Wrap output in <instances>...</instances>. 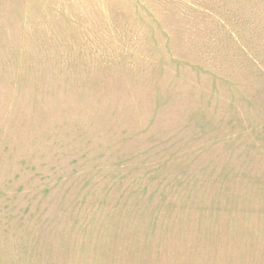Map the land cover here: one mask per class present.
Returning <instances> with one entry per match:
<instances>
[{
    "label": "rangeland",
    "instance_id": "obj_1",
    "mask_svg": "<svg viewBox=\"0 0 264 264\" xmlns=\"http://www.w3.org/2000/svg\"><path fill=\"white\" fill-rule=\"evenodd\" d=\"M0 264H264V0H0Z\"/></svg>",
    "mask_w": 264,
    "mask_h": 264
}]
</instances>
